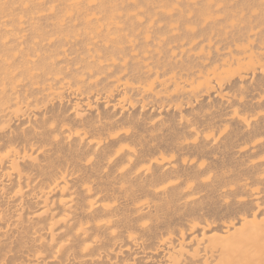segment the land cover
Returning a JSON list of instances; mask_svg holds the SVG:
<instances>
[{
    "label": "bare ground",
    "instance_id": "obj_1",
    "mask_svg": "<svg viewBox=\"0 0 264 264\" xmlns=\"http://www.w3.org/2000/svg\"><path fill=\"white\" fill-rule=\"evenodd\" d=\"M0 264H264V0H0Z\"/></svg>",
    "mask_w": 264,
    "mask_h": 264
}]
</instances>
